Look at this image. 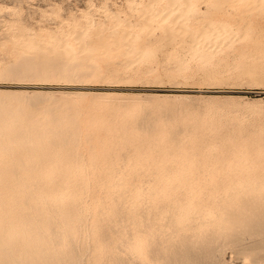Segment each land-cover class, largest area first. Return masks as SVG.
<instances>
[{
  "label": "rangeland",
  "instance_id": "obj_1",
  "mask_svg": "<svg viewBox=\"0 0 264 264\" xmlns=\"http://www.w3.org/2000/svg\"><path fill=\"white\" fill-rule=\"evenodd\" d=\"M174 1L0 0V71L14 63L12 44L17 43L18 32L34 41L40 40L42 34H55L60 39L55 43L58 50L66 42L65 48L75 61L89 60L99 67L95 82H19L10 76L0 77V97L5 96L12 104H24L30 112L38 113L46 107L84 108L80 115L83 135L85 130L91 134L83 136L85 144L89 143L86 153L91 158V149L95 150L100 167H80L78 180H64L77 192L69 199L78 203L87 226L79 228L73 220L66 221L76 241L85 238L87 232L94 234L91 242L97 249L91 256L98 257V264H142L140 255L149 264H171L172 203L176 198L171 185L159 195L160 182L149 179L150 162L160 157V149L170 143V136H175V142L187 144L191 135L206 126L210 130L220 128L228 143L241 144L238 139L244 135V139L255 138L256 145L264 147V19L257 16L246 25L244 34L235 30L234 37L217 38L209 52L192 57L188 55V45L193 28L220 15L232 19L235 2L192 0L193 7H187L184 14L187 19L179 22L185 31L171 27L166 36L167 30H162L157 16L169 10ZM182 5L177 0L170 14H178ZM250 12L255 14L256 10ZM75 31H83L82 44L75 40ZM127 49L133 54H127ZM34 92L38 93L33 95ZM73 93L82 97L73 99L68 95ZM177 112L206 119L171 116ZM39 125L42 120L35 115L28 117L25 132L34 138V148ZM156 138L160 140L154 143ZM223 143L209 150L219 152ZM59 145L63 146L61 142ZM146 156L149 159L145 161ZM59 160L62 163L56 175L65 177L69 173L68 165L63 163L66 158L61 156ZM111 174L115 176L109 178ZM119 177L126 179L127 187L116 185ZM229 180L224 174L211 177L215 184ZM53 182L41 180L40 184ZM76 184L85 189L76 188ZM139 185L148 188L143 201L134 194L143 191ZM152 186L155 194H150ZM129 233L142 240V254L123 242ZM79 247L82 252L84 246ZM104 247L109 253L99 256Z\"/></svg>",
  "mask_w": 264,
  "mask_h": 264
},
{
  "label": "bare ground",
  "instance_id": "obj_2",
  "mask_svg": "<svg viewBox=\"0 0 264 264\" xmlns=\"http://www.w3.org/2000/svg\"><path fill=\"white\" fill-rule=\"evenodd\" d=\"M176 1L169 5V10L157 16L162 30L171 27L181 29L179 22L187 19L184 15L186 8L193 7L192 0H181L183 5L178 14H170L172 8H176ZM232 1L235 2L236 11L232 19L220 15L199 28H193L194 34L188 45L189 56L201 57L209 52L211 46H215L217 38L234 37L235 30L244 34L250 21L253 22L257 16L264 19V0ZM250 10H256V13L252 14ZM141 15H145L143 11ZM148 22H144V25L150 29ZM254 27L260 28L257 25ZM170 33L167 30L166 36ZM83 35V31L74 32L78 44H82ZM16 38L18 41L12 44L11 52L14 63L0 71L2 78L10 76L19 82L30 79L38 83H82L95 82L94 78L100 73L96 63L75 61L65 48L66 42L58 50L55 43L60 39L55 34H42L40 40L34 41L18 32ZM131 49H127V54H133ZM68 95L73 99L82 97L80 93ZM81 112H85L84 108L77 105L46 107L35 113L28 111L24 104H12L5 96L0 97V264H98V257L91 256L97 249L91 242L94 234L87 232L85 238L76 241L66 221L73 220L79 228L87 226L78 203L69 199L77 192L71 183L64 180H78L80 167H100L95 150L91 149L93 157L87 156L89 143L85 144L83 136L89 137L91 134L85 130L83 135ZM33 115L37 120H42L35 148L32 145L34 138L25 132L28 117ZM157 116L164 118L166 114ZM171 116L182 120L206 119L204 116L194 117L178 112ZM69 126L72 130L68 129ZM199 129L201 131L191 135L187 144L175 142V136H170V143L160 149V157L150 162L149 179L153 183L160 182L157 193L163 195L166 186L171 185L176 198L172 203L174 215L171 220L173 234L169 262L264 264V147L257 146L255 138L244 139V135L238 139L243 143H228L220 128L210 130V127L202 126ZM159 140L156 138L154 143ZM60 142L62 147H59ZM221 142H224L223 150H209ZM61 156H65L63 163L68 165L69 170L65 177L56 175L60 170L58 165L62 163L59 160ZM148 159L146 156L145 161ZM34 164L36 168H33ZM136 170L140 171V168ZM219 174H224L230 182L213 183L211 177ZM114 176L111 174L109 178ZM41 180L55 182L41 185ZM116 185L127 187L126 179L119 177ZM74 186L85 189L82 184ZM140 187H143V191L134 194L137 200L143 201L148 188ZM153 187L150 194L156 193ZM141 241L131 233L123 239L125 244L135 246L134 251L139 254L143 251ZM79 244L84 246L82 252ZM100 251L103 254L99 256L109 253L105 247ZM140 262L149 264L144 255H140Z\"/></svg>",
  "mask_w": 264,
  "mask_h": 264
}]
</instances>
